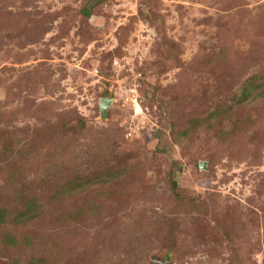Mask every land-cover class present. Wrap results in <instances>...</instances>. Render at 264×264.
Returning a JSON list of instances; mask_svg holds the SVG:
<instances>
[{"label":"rangeland","instance_id":"374dc122","mask_svg":"<svg viewBox=\"0 0 264 264\" xmlns=\"http://www.w3.org/2000/svg\"><path fill=\"white\" fill-rule=\"evenodd\" d=\"M95 1L0 0V264H264V0Z\"/></svg>","mask_w":264,"mask_h":264},{"label":"trees","instance_id":"16d2710c","mask_svg":"<svg viewBox=\"0 0 264 264\" xmlns=\"http://www.w3.org/2000/svg\"><path fill=\"white\" fill-rule=\"evenodd\" d=\"M95 2L100 3L101 0H96ZM249 89L250 88H247V90L245 89V91L243 92L244 97H246L247 99L251 97L253 92L252 89ZM102 179L103 178L99 179V181H101ZM173 188L176 194H179V186L177 181L173 182ZM73 189L80 192L81 188L77 182H74ZM46 208L47 207L42 202L35 198V200H32L22 211L19 212V214L13 216L12 218H8V212H6V210H2L0 212V226L5 227V230H8L7 226L9 225H14L15 227L28 226L32 222H36L38 219H40L41 216L44 215ZM5 236V244L8 246H15L17 247V249H20V242H22L24 246L28 247H31L34 243H32L31 237H28L26 235H23L20 240L18 236L13 233V231H7L5 233ZM39 261L40 259H35L34 264H38Z\"/></svg>","mask_w":264,"mask_h":264},{"label":"water","instance_id":"95a60500","mask_svg":"<svg viewBox=\"0 0 264 264\" xmlns=\"http://www.w3.org/2000/svg\"><path fill=\"white\" fill-rule=\"evenodd\" d=\"M109 103H110V101H108V100L103 101V104H102L103 113H106L107 106L109 105ZM201 168H203V165H201ZM164 264H169V263H164Z\"/></svg>","mask_w":264,"mask_h":264}]
</instances>
